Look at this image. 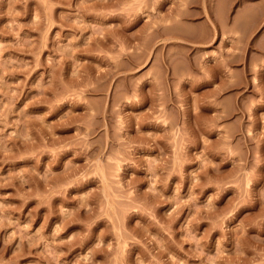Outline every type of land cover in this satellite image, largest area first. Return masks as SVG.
Listing matches in <instances>:
<instances>
[{"label": "rangeland", "instance_id": "1", "mask_svg": "<svg viewBox=\"0 0 264 264\" xmlns=\"http://www.w3.org/2000/svg\"><path fill=\"white\" fill-rule=\"evenodd\" d=\"M0 264H264V0H0Z\"/></svg>", "mask_w": 264, "mask_h": 264}]
</instances>
